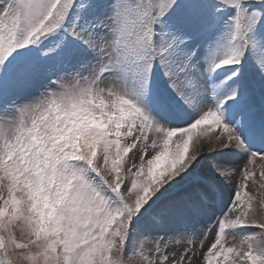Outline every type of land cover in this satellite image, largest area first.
Masks as SVG:
<instances>
[{
	"label": "snow or ice",
	"instance_id": "snow-or-ice-1",
	"mask_svg": "<svg viewBox=\"0 0 264 264\" xmlns=\"http://www.w3.org/2000/svg\"><path fill=\"white\" fill-rule=\"evenodd\" d=\"M0 264H264V0H0Z\"/></svg>",
	"mask_w": 264,
	"mask_h": 264
},
{
	"label": "bare ground",
	"instance_id": "bare-ground-1",
	"mask_svg": "<svg viewBox=\"0 0 264 264\" xmlns=\"http://www.w3.org/2000/svg\"><path fill=\"white\" fill-rule=\"evenodd\" d=\"M225 195L226 196H229L230 195V192L226 190Z\"/></svg>",
	"mask_w": 264,
	"mask_h": 264
}]
</instances>
